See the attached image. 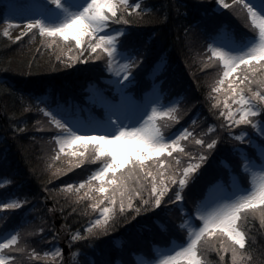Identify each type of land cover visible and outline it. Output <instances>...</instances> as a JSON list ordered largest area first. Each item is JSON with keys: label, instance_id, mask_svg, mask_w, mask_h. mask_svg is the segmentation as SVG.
Instances as JSON below:
<instances>
[{"label": "trees", "instance_id": "1", "mask_svg": "<svg viewBox=\"0 0 264 264\" xmlns=\"http://www.w3.org/2000/svg\"><path fill=\"white\" fill-rule=\"evenodd\" d=\"M217 2L142 0V6L150 8L151 12L141 20L133 18L127 25H110L126 28L119 41L120 49L126 51L133 66L128 70L131 77L125 90L140 100L148 87L157 83L164 101L175 98L176 114L180 118L169 121L168 126L165 120L160 121L165 134H177L188 128L198 137L205 132L201 138L206 143L214 138L218 143L209 151L183 141L194 156L203 152L207 159L192 174L193 178L182 192V202H173L178 190L173 186L159 208L149 207L139 214L130 211L119 217L107 234L72 241L71 235L78 230L87 236L84 229L98 214L88 207L91 201L77 204L74 194L61 189L68 184L78 186L100 165L85 163L65 175L54 176L57 169H67L69 159L76 158L61 153V159H55L59 144L54 137L59 130L41 109L60 110L70 119L80 117L82 121L105 118L103 103L86 99L91 93L89 88L100 91L106 101H118L120 94L104 79L110 75L106 54L95 59L90 58V53L85 60L81 57L66 66L56 60L59 54L50 56L51 48L41 44L38 30L19 42L5 37L1 31L5 5L0 0V199L7 202L8 197H13L23 201L18 209L0 211V235L18 232L20 246L33 249L41 256L53 250L64 235L71 257V263L67 264H137L134 254L152 255L154 243L166 246L174 239H185L186 232L179 228L186 218L183 210L194 215L195 206L210 185L219 182L229 186L230 171L224 162L247 185L248 177L241 168L243 161L236 150L246 149L257 160L258 155L247 140L237 141L234 137L242 131L259 143H264V137L247 125L230 128L219 115L220 109L211 108L208 93L222 68L219 65L205 68L204 65L208 48L220 29L234 34L237 40L252 33L238 9L215 11ZM209 125L215 126L211 134H207ZM46 201H51V205ZM56 219L61 220L58 226L54 223ZM243 225L248 236L247 248L253 257L251 264H264V226L259 216L247 217ZM71 252L76 254L75 258ZM10 254L16 258V264H58L61 261L55 258L58 263L52 262L51 257L33 259L27 251ZM207 256L210 264H231L230 253L224 254L223 261L215 251L208 252Z\"/></svg>", "mask_w": 264, "mask_h": 264}, {"label": "snow or ice", "instance_id": "2", "mask_svg": "<svg viewBox=\"0 0 264 264\" xmlns=\"http://www.w3.org/2000/svg\"><path fill=\"white\" fill-rule=\"evenodd\" d=\"M218 4L223 9H238L252 34L237 40L234 34L222 28L209 46L205 68L217 65L222 68L208 93L211 108L220 109L219 115L230 128L247 125L264 137V0H232L231 4L218 0ZM49 8L46 18L29 20L25 31L16 37L17 42L38 30L40 36L50 41V46L59 48L56 60L66 66L79 61L89 50L90 58L100 59L106 54L107 70L117 77L115 83L120 94L118 101H104V119L74 120L60 110L41 109L59 130L54 137L59 144L55 159L60 160L61 153L76 158L69 159V167L57 169L54 176L65 175L85 163L100 165L78 186L68 184L61 189L74 194L77 204L91 201L88 207L98 214L84 229L87 236L78 230L70 239L79 241L107 234L116 220L130 211L139 214L149 207L159 208L173 186L178 188L173 202H182V192L193 178L192 174L207 159L203 152L194 156L183 141L210 151L218 139L206 143L201 138L205 132L198 137L188 128H183L179 134H165L160 121L165 120L168 126L169 121L179 120L177 104L165 107L154 100L137 102L126 94V85L119 77L127 81L133 64L120 49L123 30L110 25H127L133 18L139 21L151 9L144 8L142 0H78L77 3L49 0ZM11 27L21 26L10 22ZM3 35L11 38L8 29ZM214 130L215 126L209 125L207 134ZM234 139L247 140L258 153L257 162L246 149L236 150L243 161L241 168L248 177L247 185L224 162L232 177L230 187L197 203L194 215L183 210L187 218L179 228L186 232L185 239L174 240L171 246L158 249L151 264H210L207 253L211 251L218 253L221 261L224 254L230 253L231 264H251L253 257L247 248L248 236L243 222L249 216H259L264 226V143L249 139L243 131ZM185 158H188L187 166ZM22 203L19 198L8 197L7 202L0 199V211L18 209ZM19 241L20 235L15 231L0 235V264H16L12 252L27 251L33 259L44 260L62 256L59 247L41 256L33 249L21 247ZM75 255L72 253L73 258Z\"/></svg>", "mask_w": 264, "mask_h": 264}, {"label": "rangeland", "instance_id": "3", "mask_svg": "<svg viewBox=\"0 0 264 264\" xmlns=\"http://www.w3.org/2000/svg\"><path fill=\"white\" fill-rule=\"evenodd\" d=\"M21 0H4V4L6 6V13H5V22L3 23L4 25V28L1 30L2 32H4L5 29H8L10 31V34H11V38H9L11 41H17L16 40V37H19L21 36L22 33H17L18 31L21 32V28H23V26H26L27 23L29 22L30 19H34V18H40V17H47L49 15V11H50V8H49V0H29L32 2V5H35V6H32L31 8L32 11L35 12V14H26L27 17L24 18L25 16V10L21 11L20 8L21 6L23 5V3L20 2ZM69 3H77L78 0H68ZM232 1L229 3L231 4ZM25 6V5H24ZM28 7V6H27ZM216 10H221L223 9L219 4L215 7ZM43 10V13H41ZM12 23V24H19L21 27L19 28H16V27H11L9 28V23ZM23 25V26H22ZM45 38L42 37L41 39H39V41L41 42V44L45 45V46H48L49 48H51L50 50V56L51 55H57L59 54V48L53 46L51 47L49 44H50V41H44ZM38 45L40 46V44L38 43ZM42 46V45H41ZM46 48V47H45ZM44 48V49H45ZM90 50L88 52H85L82 56V60H85L89 54H90ZM125 56H126V53L125 52H122ZM127 58V57H126ZM121 63H123L124 61L121 60L120 61ZM108 73H110L108 70H107ZM106 82L112 84L113 86H115V89L117 91V86H116V83L115 81L117 80V77L115 76L114 73H110L109 76L105 77L104 78ZM119 79L121 80V82L123 84H125L127 86V81H124L123 80V77H119ZM126 88V87H125ZM89 90H91L89 88ZM126 94L130 95L135 101L137 102H144V101H149V100H154L155 102H157L158 104H162L163 106L165 107H168L170 106L172 103H175V98L174 99H171L169 101H164L160 94L158 93L157 91V83H152L148 89L145 91V93L141 96V99L140 100H137L135 99L129 92H127L125 90ZM90 96V94L88 95ZM87 96V97H88ZM99 94H93L89 97V100L94 103L96 102V100H101V102L103 103L104 105V101L105 99L103 98H98ZM149 108H150V105H149ZM113 119H115V117H113ZM77 120H81L82 121V118H77ZM179 134V133H177ZM174 138V136H173ZM258 155V153H257ZM75 159V158H73ZM258 161V160H257ZM66 163L63 164V166L65 165ZM69 165L67 164L66 168H68ZM229 179V187L231 185V182H232V177L229 176L228 177ZM228 186L224 185V184H221V183H215L213 185H210L207 189H206V192L203 196V198L201 200H203L205 197H208V196H211L213 194H217V193H220V192H223L224 190H227L229 188ZM200 200V201H201ZM199 201V202H200ZM49 202V201H48ZM198 202V203H199ZM51 201L49 203H47V205H51L50 204ZM187 218V217H186ZM185 218V219H186ZM57 220V219H56ZM55 221V220H54ZM61 220L58 222V224H60ZM64 235H61L60 236V239H59V243L55 246L56 247H59L61 249V247L59 246L61 240H63L64 238ZM66 243V241H65ZM171 246V245H170ZM163 249V248H162ZM155 251L157 252V248H155ZM71 256H72V252H71ZM58 259H60L63 264H66V263H71L70 262V253H69V256H68V261L66 262L65 261V257L64 255L62 254L61 257H57ZM137 259L138 261L140 262V264H151V262L153 261H148L146 260L144 257L142 256H137ZM52 262H56L58 263L55 259L52 258ZM59 264V263H58Z\"/></svg>", "mask_w": 264, "mask_h": 264}, {"label": "bare ground", "instance_id": "4", "mask_svg": "<svg viewBox=\"0 0 264 264\" xmlns=\"http://www.w3.org/2000/svg\"><path fill=\"white\" fill-rule=\"evenodd\" d=\"M232 0H226V2L227 3H230ZM32 6H35V5H29L28 7H27V9H29V10H25V16H24V18H26L27 17V15L26 14H35V12L34 11H32V9L33 8H31ZM23 26V25H22ZM22 30H21V32H17V33H22V32H24L25 31V29H26V26H23V28H21Z\"/></svg>", "mask_w": 264, "mask_h": 264}, {"label": "water", "instance_id": "5", "mask_svg": "<svg viewBox=\"0 0 264 264\" xmlns=\"http://www.w3.org/2000/svg\"><path fill=\"white\" fill-rule=\"evenodd\" d=\"M49 203V202H48ZM58 222V221H57ZM63 254H66V249H65V246H63Z\"/></svg>", "mask_w": 264, "mask_h": 264}]
</instances>
